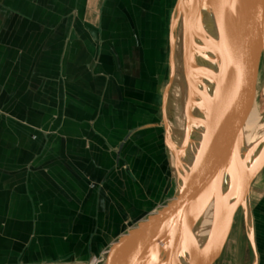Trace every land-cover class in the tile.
Listing matches in <instances>:
<instances>
[{
    "label": "crops",
    "instance_id": "0c3cea01",
    "mask_svg": "<svg viewBox=\"0 0 264 264\" xmlns=\"http://www.w3.org/2000/svg\"><path fill=\"white\" fill-rule=\"evenodd\" d=\"M176 2L0 0V264H99L176 195L163 119ZM175 69L174 83L177 49ZM250 221L264 264V195Z\"/></svg>",
    "mask_w": 264,
    "mask_h": 264
},
{
    "label": "water",
    "instance_id": "95a60500",
    "mask_svg": "<svg viewBox=\"0 0 264 264\" xmlns=\"http://www.w3.org/2000/svg\"><path fill=\"white\" fill-rule=\"evenodd\" d=\"M179 28L187 100L183 146L175 154L178 192L120 236L108 249L105 264H215L223 253L240 208L256 257L252 264H256L249 196L255 178L264 168V136L255 143L257 154L250 168L245 170L242 122L243 102L252 70L251 49L254 47L264 54V0H177L170 25V71L163 94V119L168 138L171 132L167 106L176 72ZM204 48L215 54L211 91L200 88L191 77L195 68L194 53ZM194 95L205 99L206 110L195 155L186 165L185 152L195 141L192 133ZM227 180H231L232 185L226 187L211 235L202 247L195 237V228Z\"/></svg>",
    "mask_w": 264,
    "mask_h": 264
},
{
    "label": "bare ground",
    "instance_id": "6f19581e",
    "mask_svg": "<svg viewBox=\"0 0 264 264\" xmlns=\"http://www.w3.org/2000/svg\"><path fill=\"white\" fill-rule=\"evenodd\" d=\"M208 23L211 24L210 19H207ZM181 29L179 35L177 34V42H176V49L178 54V78L182 76L183 81L185 82V88L183 90L184 98L182 102V117L176 119L174 122L170 119L169 127H170V136L168 138L169 144V160L171 168L173 169L175 176L177 177V170L178 164L176 160L175 154L177 153L178 149L180 151L181 147L183 146L184 135H185V124H186V112H185V104L187 100V87H186V80L183 73V48H182V41H181ZM254 51V55L257 58V74L259 75L258 78L264 79V54L258 51L256 48H252ZM194 64L195 68L192 73V78L195 83L204 90H212V73L215 63V54L208 48L198 49L194 53ZM179 90V88H177ZM257 97L252 99V105H257L253 109L252 112H247L243 105V148H242V163L245 170H248L257 154L255 143L264 136V106L259 105V101ZM193 102L195 103V109L193 111L194 116V128H193V136H194V143L188 145L187 150L185 152V163L186 165L190 164L197 148V141L199 140L201 133H202V121L204 119V114L206 110V101L202 97L198 95L193 96ZM246 111V112H245ZM263 119V120H262ZM259 121L258 123L254 124L255 122ZM181 129L182 133L178 140V137L175 134L176 129ZM232 185L231 180H227L225 186L219 192L217 198L211 201L205 212L203 213L199 223L195 228V237L197 238L199 244L204 247L207 244L208 238L211 235V228L214 220L217 217L218 207L221 202V198L226 194V187H230ZM250 196H249V204ZM241 209V208H240ZM244 215V213H243ZM249 215H250V205H249ZM250 218V216H249ZM255 228V227H254ZM238 246V244L236 245ZM252 250V248H251ZM243 251V244L239 243V254L241 255ZM163 251L160 252L162 254ZM231 253V251H230ZM252 255L255 257V253L252 250Z\"/></svg>",
    "mask_w": 264,
    "mask_h": 264
},
{
    "label": "rangeland",
    "instance_id": "374dc122",
    "mask_svg": "<svg viewBox=\"0 0 264 264\" xmlns=\"http://www.w3.org/2000/svg\"><path fill=\"white\" fill-rule=\"evenodd\" d=\"M251 67L252 68L251 72L249 73V78H250V84H249V90L247 92V95L245 96L243 105L245 110L247 107H249L246 111L247 112H252V110L255 108V103L252 105L251 101L255 97H257V100L259 101L260 106H264V79L258 78L257 74V58L254 55L253 49H251ZM263 69H264V64H263ZM173 90H171L170 95H169V105H170V117L171 120L174 122L176 119L182 117V102L184 98V88H185V82L182 79V76H179L178 79H176V82L174 83ZM179 88V90H177ZM256 100V101H257ZM250 106H254L253 109ZM258 107V106H257ZM243 108V109H244ZM245 111V112H246ZM244 117V116H243ZM264 119V117H263ZM262 119V120H263ZM259 121L256 120V123ZM182 130L177 128L175 130V134L178 137V140L181 136ZM264 195V168L262 171L259 173V175L255 178L251 190H250V201L256 202V200ZM250 205V204H249ZM243 209H239L235 215L233 227L231 230V233L229 235V238L227 240V243L225 245V248L223 250V253L221 257L218 259V261L215 264H225L227 259L230 260H236V256L234 253V248L235 246L239 243L242 242L244 243L245 247V254H244V263L245 264H250L252 260V254L251 250L249 247L248 239L246 236V223H245V217L243 215ZM239 238H241L239 241ZM231 251V253H230ZM236 262V261H235ZM99 264H105V257L100 260Z\"/></svg>",
    "mask_w": 264,
    "mask_h": 264
}]
</instances>
